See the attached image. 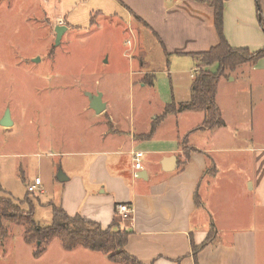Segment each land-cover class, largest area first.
<instances>
[{
    "label": "rangeland",
    "instance_id": "rangeland-1",
    "mask_svg": "<svg viewBox=\"0 0 264 264\" xmlns=\"http://www.w3.org/2000/svg\"><path fill=\"white\" fill-rule=\"evenodd\" d=\"M111 7L105 0H0V118L10 108L14 123L0 125V196L25 210L32 207L42 227L52 224L53 205L71 214L80 209L86 201L82 185L92 186L90 176L98 175L89 167L90 160L103 155L113 161L112 153L105 151L119 146L118 138L114 141L109 133L104 135L111 122L106 114L97 115L88 92L105 93L113 104L110 112L119 115L121 126L135 124L136 130L147 128L150 117L162 115L165 103L178 105L177 97L191 98L188 72H164L176 60L165 54L157 35L135 16L130 20L123 11H109ZM59 17L68 30L56 43L52 21ZM250 66L245 63L228 71L240 77L219 94L227 121L218 131L219 145L248 148L241 165L251 164L249 158L255 161L256 157V162L264 164V155L258 156L263 149L252 152L254 142L242 137L255 131L258 148L264 147V69L253 72ZM134 70L154 73L135 76ZM141 82L147 86L140 87ZM252 111L257 112L253 126L246 123ZM164 122L163 138L154 147L170 145L181 128V121L174 118L166 116ZM230 156H224L226 163ZM118 157L117 166L125 168L130 156ZM107 166L109 173L115 172L116 166ZM251 167L245 166L240 177L245 178ZM60 171L70 180H59ZM36 176L42 185L30 192L27 183H33ZM235 177L234 173L223 180L228 184L222 190L224 198L239 205L240 201L245 205L249 195L261 198L262 194L242 190L238 185L242 179ZM106 194L100 195L101 201H106ZM122 219L117 216V222ZM24 237L23 225L0 222V264H121L83 245L67 249L59 238L50 240L45 252L35 256L36 244L26 243Z\"/></svg>",
    "mask_w": 264,
    "mask_h": 264
},
{
    "label": "crops",
    "instance_id": "crops-1",
    "mask_svg": "<svg viewBox=\"0 0 264 264\" xmlns=\"http://www.w3.org/2000/svg\"><path fill=\"white\" fill-rule=\"evenodd\" d=\"M209 1L105 0L112 6L109 11L114 14L123 11L130 20H134L135 16L157 35L165 54L176 60L174 66L171 65L164 72L170 75L188 72L190 97L197 70L203 67L215 72L219 67L217 62L206 66L193 55L209 51L220 43L214 24L215 8ZM260 2L264 18V0ZM256 3L257 0L225 1L224 33L232 46L248 47L253 51L264 47V28L258 20ZM102 8H99V12L103 11ZM60 18L52 21L54 29L60 24ZM259 68L264 69V58L250 66L253 72ZM137 72L142 75L154 73L134 70L135 76H138ZM238 77L237 72L228 73L218 84L216 101L225 121L222 127L226 126L227 121L219 94L229 82L238 81ZM144 79L140 78L141 81ZM141 83L140 87L147 86V83ZM182 98L177 97L175 102H185ZM233 100L239 108L238 97L235 96ZM103 101L107 107L97 115L106 114L111 122L110 129L104 135L109 133L114 141L118 138L119 146L105 151L112 153L113 161L108 162L103 155L90 160L89 167L96 170L98 175L90 176L92 186L81 187L85 203L73 214L64 210L72 216L79 213L93 219L107 229L117 222V205L128 204L131 214L117 222L115 228L130 232L126 250L143 264H264V164L256 162L258 157L255 161L249 158L251 164H239H243L244 159L246 161L249 149L220 146L218 131L222 127L212 130L202 128L206 119L203 111L166 112L167 102L161 108L162 115L150 117L147 128L136 130L135 124L130 128L121 126L119 115L110 112L113 104L106 99L105 93ZM253 111L248 113V117L252 118L246 122L252 126L257 118V112ZM166 116L181 121V128H176L175 138L171 139L170 145L157 148L153 143L163 138L162 127L165 126ZM187 120L189 123L184 124ZM243 134L242 137L254 142L252 152L263 149L258 155L263 156L264 147L257 146L259 135L255 131ZM122 145L129 148L122 150ZM135 152H143L142 169H135ZM95 153L103 152L97 150ZM228 153L233 155L229 164L226 163L228 158H224ZM239 154H243L242 158L235 159ZM120 155L130 156L125 168L117 166ZM171 156L176 157L177 165L173 170H166L164 160ZM110 163L116 166L115 172H108L107 165ZM249 165L252 167L247 170V176L241 178L245 166ZM234 173L235 178L242 179L238 184L242 190L262 194L261 198L257 200L256 194L254 197L249 195L251 198L245 205L241 201L239 205L232 199L224 198L222 190L228 184H224L223 180ZM105 193L107 199L104 202L100 195Z\"/></svg>",
    "mask_w": 264,
    "mask_h": 264
},
{
    "label": "trees",
    "instance_id": "trees-1",
    "mask_svg": "<svg viewBox=\"0 0 264 264\" xmlns=\"http://www.w3.org/2000/svg\"><path fill=\"white\" fill-rule=\"evenodd\" d=\"M226 0H210V5L215 8L214 24L216 25L220 43L209 51L194 53L200 58L202 64L210 66L217 62L218 71H208L200 67L193 82V93L189 101L180 104H169L166 112H181L184 110H200L205 113V121L201 126L204 129H215L225 125L221 110L216 101L219 82L228 71H233L242 64L251 65L264 58V47L256 51L248 47L237 48L230 44L224 33V14ZM258 15L264 28V18L259 0H257ZM53 221L51 225L42 227L34 218L33 208L25 210L21 204L14 200L0 196V222L7 220L11 223L25 227L26 243H35L37 249L35 256H40L46 250V244L53 238H59L67 249H74L83 245L90 250H99L113 262L121 264H143L140 260L127 252L126 245L130 232L118 229L117 222L107 229L93 220L76 213L68 214L62 207L53 205ZM211 238V235L208 239ZM197 250V247L194 246Z\"/></svg>",
    "mask_w": 264,
    "mask_h": 264
},
{
    "label": "water",
    "instance_id": "water-1",
    "mask_svg": "<svg viewBox=\"0 0 264 264\" xmlns=\"http://www.w3.org/2000/svg\"><path fill=\"white\" fill-rule=\"evenodd\" d=\"M55 29H56V43H59L62 35L64 34L65 31L68 30V28L65 25L59 24L55 27ZM34 60L38 61L37 58ZM87 94L90 100V105L95 110V112L97 114L103 113V111L107 107V104H105V102L103 101V93L88 92ZM0 125L4 127H11L12 125H14L10 108L6 109L5 114L0 119ZM164 165L166 170H173L177 165L176 157L175 156L167 157L164 160ZM58 179L61 181H67L68 177L63 173V171H60L58 175Z\"/></svg>",
    "mask_w": 264,
    "mask_h": 264
},
{
    "label": "built area",
    "instance_id": "built-area-1",
    "mask_svg": "<svg viewBox=\"0 0 264 264\" xmlns=\"http://www.w3.org/2000/svg\"><path fill=\"white\" fill-rule=\"evenodd\" d=\"M142 156H143V152H135V154H134L135 169H142L143 168V165H142V162H141V157ZM40 185H42L41 184V179H40V177H36L34 179L33 183H28V190L30 192H35ZM117 212L122 218H128L129 215L131 214V208L126 203L118 204L117 205Z\"/></svg>",
    "mask_w": 264,
    "mask_h": 264
}]
</instances>
